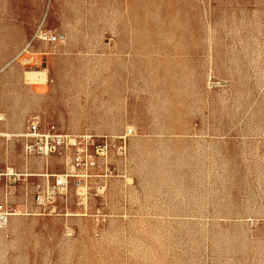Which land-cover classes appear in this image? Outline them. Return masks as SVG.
Instances as JSON below:
<instances>
[{
	"label": "rangeland",
	"instance_id": "374dc122",
	"mask_svg": "<svg viewBox=\"0 0 264 264\" xmlns=\"http://www.w3.org/2000/svg\"><path fill=\"white\" fill-rule=\"evenodd\" d=\"M32 115L107 144L52 202ZM6 167L0 264H264V0H0Z\"/></svg>",
	"mask_w": 264,
	"mask_h": 264
},
{
	"label": "built area",
	"instance_id": "2783aa9c",
	"mask_svg": "<svg viewBox=\"0 0 264 264\" xmlns=\"http://www.w3.org/2000/svg\"><path fill=\"white\" fill-rule=\"evenodd\" d=\"M27 47L21 52H26ZM22 141V150L26 156L45 157L50 155L64 158L65 170L63 173L54 175L52 182L47 184L50 191L51 202L55 196L68 186L70 178L75 175L77 169L87 166L90 155L89 148L94 147L97 154H102L107 144L103 141H96L90 135H73L57 128L53 123H43L39 116L32 115L28 118L24 131L20 134ZM28 174H16L12 168L6 167L0 173V181L7 179L15 182L22 177L26 180ZM49 183V182H47ZM42 190L39 185L36 186V201L38 204L43 202ZM6 220V217L0 215V224Z\"/></svg>",
	"mask_w": 264,
	"mask_h": 264
},
{
	"label": "crops",
	"instance_id": "0c3cea01",
	"mask_svg": "<svg viewBox=\"0 0 264 264\" xmlns=\"http://www.w3.org/2000/svg\"><path fill=\"white\" fill-rule=\"evenodd\" d=\"M5 1H6V3H9V0H5ZM2 14H3V13H2ZM3 16H4V15H3ZM18 18H19V17H18ZM2 20H3V19H2ZM24 49H25V47L22 48V49L20 50V52L23 51ZM26 51H27V50H26ZM20 52H19V53H20ZM24 53H25V52H22V55H23ZM19 55H20V54H19ZM20 56H21V55H20Z\"/></svg>",
	"mask_w": 264,
	"mask_h": 264
}]
</instances>
